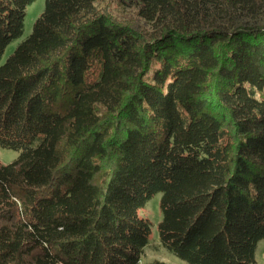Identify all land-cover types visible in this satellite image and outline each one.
I'll use <instances>...</instances> for the list:
<instances>
[{"label": "trees", "instance_id": "trees-1", "mask_svg": "<svg viewBox=\"0 0 264 264\" xmlns=\"http://www.w3.org/2000/svg\"><path fill=\"white\" fill-rule=\"evenodd\" d=\"M33 1L0 0V61ZM0 147V264H139L155 193L165 250L256 264L264 0H45L0 63Z\"/></svg>", "mask_w": 264, "mask_h": 264}, {"label": "rangeland", "instance_id": "rangeland-1", "mask_svg": "<svg viewBox=\"0 0 264 264\" xmlns=\"http://www.w3.org/2000/svg\"><path fill=\"white\" fill-rule=\"evenodd\" d=\"M45 5V0H34L25 9L24 21H23V31L22 34L12 40L4 49L0 63H3L5 59L13 52L15 47L31 33L33 23L36 18L43 11ZM19 150L9 149L0 147V162L2 164H9L17 158L19 155ZM159 199L160 193H155L152 195L145 203V205L140 209V215L146 217L151 223V235L149 239V244L144 248L143 254L139 264H148L153 260L163 261L166 264H186L184 261L180 260L178 257L173 255L171 252L165 250L159 243L157 225L161 219V214L159 210ZM254 258L256 264L264 263V240L257 243Z\"/></svg>", "mask_w": 264, "mask_h": 264}]
</instances>
